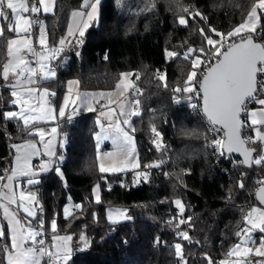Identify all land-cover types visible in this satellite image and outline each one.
<instances>
[{
	"label": "trees",
	"instance_id": "obj_1",
	"mask_svg": "<svg viewBox=\"0 0 264 264\" xmlns=\"http://www.w3.org/2000/svg\"><path fill=\"white\" fill-rule=\"evenodd\" d=\"M254 2L101 0L99 18L85 32L83 44H69L61 53L56 78L44 82L57 92L54 105L64 91L66 79L78 80L77 88L82 91L111 90L125 72L133 74L135 86L140 90L130 92V99L141 101V115L131 119L141 164L136 171L111 174L99 171L94 141L96 112L70 120L64 117L59 122V133L66 141L63 151H59L63 159L50 173L42 175L36 186L45 210V215L38 217L45 223L47 240L49 234H55L50 228L52 219L57 220L56 234L73 236L75 251L69 264H180L175 243L182 244L187 264H208L206 255L217 264L239 242L235 233L245 228L243 218L248 208L257 204L254 192L256 182L264 178V165L248 167L239 161L233 166L231 160L213 155L205 145L209 140V124L199 111L200 98L190 93H174L172 89L177 85L183 87L192 70L194 56L189 60L183 58L187 48L211 47L206 45L199 29L204 28L219 39L208 31L209 26L227 33L243 22ZM82 3L83 0H57L54 12L44 16L47 47L58 46L59 39L66 37L70 15ZM182 7L189 12H182ZM196 11L206 16L207 21L200 17L193 19ZM258 14L261 17L258 31L264 35V11L258 10ZM179 16L188 20L187 26L178 23ZM12 36L6 25L4 37L0 38V71L6 60L7 40ZM256 39L260 42L259 36ZM166 50L181 55L169 58ZM205 70L202 64L198 76ZM159 74H165L167 88L163 86L165 81L157 78ZM189 95H193L191 101L186 98ZM177 96L180 103L174 102ZM13 108L11 89L0 85V175L11 169L15 153L12 145L34 137L28 134L34 125L25 131L18 119H5L4 113ZM245 117L243 114L242 119ZM152 125L162 136L163 147L157 153L147 150L145 143L153 135ZM246 134L254 136L251 127L246 128ZM248 146L257 149L254 156L262 151L259 142ZM160 158L166 159L170 176L165 175L162 167L154 168L146 184L132 186L135 173L146 170L143 165L159 162ZM57 167L63 178L55 171ZM241 181L243 188L239 187ZM97 184L100 203L92 195ZM176 199L185 205L182 216L174 204ZM68 202L72 204L73 215L66 218L63 207ZM75 204L82 208H74ZM108 209H127L132 219L109 223ZM189 216L190 222L178 223ZM33 223L37 225L36 220ZM183 231L189 233L191 242L181 239L179 233ZM81 234L90 242L82 250L77 246ZM257 236L255 240L259 242ZM5 243L10 244V239H0V248ZM251 259L262 258L253 255ZM0 260L6 264L2 251Z\"/></svg>",
	"mask_w": 264,
	"mask_h": 264
},
{
	"label": "snow or ice",
	"instance_id": "obj_2",
	"mask_svg": "<svg viewBox=\"0 0 264 264\" xmlns=\"http://www.w3.org/2000/svg\"><path fill=\"white\" fill-rule=\"evenodd\" d=\"M56 3L57 0H0V19L8 20L9 17L6 9L10 10L12 20L15 21V27L9 22L8 31L14 32L17 37L7 40V55L9 59L3 64L0 76H2L4 81L9 80L10 74L15 77V82L10 83L8 86L12 89L11 95L17 98L13 100V103L21 105L19 113L8 111L4 113V117L6 120H22V130L25 131L28 130L30 121L34 125L38 118L26 114V111L30 113L34 112L35 109H26L25 106L28 101L23 98V94L31 97L33 93L42 91L45 96L55 97V92H50L47 88H34L31 85L55 77L56 72L54 68L44 62L49 57L38 52L33 46V39L30 32L33 24L40 26V35L36 38L39 45L41 48H45L47 45L43 25L40 24L38 19L29 18L24 14L31 13L35 17L41 11L44 14L53 13ZM100 4L101 0H83L81 8L84 10L72 12L75 26L71 23L69 24L67 37H72L73 39L68 40L67 37H61L58 42L59 46H54L51 49L53 59L56 54L64 50L66 43L70 45L75 44V46L83 44L84 41L82 38L85 36V32L99 18ZM152 7H155L154 3ZM258 10L264 11V0H255L243 22L227 33L219 32L209 26L208 31L214 33L219 39H214L204 28H200L199 32L204 36L206 45L211 47H200L199 49L193 47L187 48L183 53V58L189 60L194 56V58H191L192 70L187 74L183 87L177 85L172 89L174 93H190L202 100V112L208 124L211 126L209 131L215 133L224 132L223 138L212 139L210 145L221 156L225 155V153H240L243 156V160L240 163L248 167H252L253 164L257 166L264 165V98H262L264 97V35H260L258 31L261 19ZM181 11L188 13L189 9L182 7ZM195 17H200L201 20L207 21V17L199 11H196L192 18L194 19ZM178 23L187 26L188 20L184 16H179ZM257 36H259L260 42H257ZM2 37H4V29L0 27V38ZM237 37L239 38V42L235 40ZM25 52L31 53L39 58L36 67L29 62L24 54ZM197 52L199 55H195ZM76 55L79 56L80 53L77 52ZM180 55L177 51L166 50V56L169 58H175ZM105 59H107V56H105ZM202 64L206 66V71L198 76L197 70ZM129 75L133 74L121 73V82L117 83L116 87L120 88L123 78ZM157 78L165 81L163 86L165 88L168 87L165 74H159ZM136 79H139L138 75ZM79 83L78 80L68 82L70 86L72 84L78 85ZM20 89H22V92ZM69 91H71V87H69ZM139 91L137 89V92ZM95 95L92 93H84L82 96L77 97V99L81 101L88 111H95V108L88 103ZM100 95L103 96L104 94L101 93ZM186 98L191 101L193 95H189ZM68 102L69 98L65 96L64 105L66 106ZM174 102L180 103L181 100L177 96L174 97ZM250 103H255L261 107L249 111L248 105ZM140 104L141 101L138 98L131 100L127 108L124 104H121L118 116L124 117V119H117L115 124L110 122L105 126L99 118L97 119L96 123L100 126V131L95 133V138L98 142L97 149L100 146L99 142L109 138H112L113 143L118 146L117 152L105 154L111 161L107 167L102 157L98 154L97 159L101 160L99 164V171L101 173L125 172L141 167L139 158L136 155L137 150L134 136L130 134L136 131L132 126L131 118L141 115ZM192 107L197 108V105L192 104ZM51 111H54V109L49 110L50 113ZM115 111V109H110L108 112L101 111L100 116H107L109 121H111V113H115ZM242 113L248 117L250 123L241 118ZM59 116L61 118L65 116L64 106L59 108ZM52 118L54 119L55 117ZM68 119L70 120L71 117ZM123 126H127L129 130H125ZM246 127L252 128L254 136L244 137L242 135V131ZM51 131L55 133L56 129L53 128ZM151 132L154 137L152 143L156 146L157 151H160L163 147L161 133L155 125L151 126ZM112 133H115V135H112ZM28 134L39 136L40 141L44 143V155L49 156L50 159L41 163L40 171L48 170L49 166L54 163L51 157L56 155L55 151L50 147L51 140L44 141L45 130L43 128H34V131H28ZM205 139H207V136H205ZM157 140H160V143H157ZM257 142L260 143L262 151L254 156L257 149L247 145ZM12 147L17 151L14 160L15 166L10 170L6 169L5 175H0V181L7 180V183L0 184V209H3V218L7 221L6 228L0 227V239L5 241L10 239V244L5 243L0 248V251L4 253V260H6V264H69V261L72 259V254L75 251L71 245L73 236L71 234L54 235L52 237L53 243L51 248H46L44 246L45 240L39 238L43 234L45 223L42 218L38 217L37 212L32 207L26 206L24 203L25 201H29L30 203L35 202L37 200L36 194L21 191L18 202L16 192L12 185V182L19 175L28 177L38 176V171L34 170L31 165V157L33 155H40V151L33 142H26L23 146L14 144ZM163 163L164 161L161 160L159 162L145 164L143 167L145 169L159 168ZM55 171L63 178V173L60 168L57 167ZM149 175L150 173L148 171H137L133 183H138L140 177H143L146 181ZM165 175L168 174L165 173ZM27 182L29 185L40 183L38 179L34 178L28 179ZM258 183L264 184V181H259ZM239 187H244L242 181L239 183ZM93 193L95 195V202L100 203L99 184L93 188ZM258 195L260 203L264 204V186L258 190ZM4 201H7V203H4ZM11 204H17L18 208H22L28 217L36 220L37 227L33 228L31 226V220L27 225L23 224L18 213L10 210L8 207ZM174 204L178 209L179 215L182 216L185 212L183 201L176 199ZM73 207L81 209L82 205L75 204ZM40 211H43L42 206L40 207ZM64 214L66 218L73 215L68 207H65ZM253 214H258V216L254 217ZM131 219L132 217L127 214V209H109L108 211V220L111 223H119L122 220ZM243 219L251 227L241 228L236 231L235 235L237 237L243 235V239L240 243L233 245L229 249L227 256H235L238 258L234 264H264V259H251L253 255L264 258V238L260 239L259 245L255 248L249 246L256 244L252 235L253 229H258L260 233H264V209L252 207ZM191 220L192 217L189 216L186 219H180L178 223L185 224ZM257 220L259 223H257ZM50 228L53 233H57L58 225L56 219L50 221ZM179 236L182 240L191 242L188 232H180ZM79 240L85 248L90 246V242L84 234L80 235ZM124 242L126 243L127 241ZM173 247L180 264H187V261L184 260L182 244L175 243ZM45 258H47L46 261ZM205 258L208 264H214L211 257L206 255ZM0 264H3L2 260H0ZM219 264H229V261L221 260Z\"/></svg>",
	"mask_w": 264,
	"mask_h": 264
},
{
	"label": "crops",
	"instance_id": "obj_3",
	"mask_svg": "<svg viewBox=\"0 0 264 264\" xmlns=\"http://www.w3.org/2000/svg\"><path fill=\"white\" fill-rule=\"evenodd\" d=\"M77 10H84L82 8L80 9H77ZM75 10V11H77ZM6 12H7V15L9 17L8 20H3L1 19L0 21V27H3V29L5 28V26L7 25L8 27V24L9 22L12 23L13 27H15V21L12 20V14L10 12V10H7L6 9ZM49 14H52V13H48V14H44L43 11H41V13L37 14L35 17H33V14L31 13H25L24 15L29 17V18H34V19H38L40 21V24L43 25L44 29H45V21H44V16L45 15H49ZM73 24L75 26V21L72 17V14L70 15V18H69V21H68V24H67V28H66V35H67V32H68V27H69V24ZM30 32H31V37L33 39V45L34 44H39L38 40L36 39L39 35H40V26L37 25V24H33L32 25V28L30 29ZM13 36L11 38H17L15 36V33L12 32ZM46 35V33H45ZM67 37V36H66ZM73 39L72 37H67V39ZM10 39V38H9ZM45 48H43V52H44ZM27 52H25L24 54L26 55ZM43 54V53H42ZM9 57L8 55H6V60H5V63L8 61ZM39 59V58H38ZM38 61V60H37ZM30 62V61H29ZM34 67L37 66V62L34 63V62H30ZM57 63V62H56ZM55 63V65H56ZM2 71V70H1ZM56 76H57V71H56ZM56 77H53L49 80H53L55 79ZM49 80H44V81H39L37 84H34V85H31V87H34V88H47L49 89V91L51 90V88H49L47 85L44 84V82L46 81H49ZM15 82V77L12 76L10 74V77H9V80L8 81H4L2 76H0V85L2 86H6L9 88V84L10 83H14ZM11 89V88H10ZM12 91V89H11ZM20 91L22 92V89H20ZM40 94L41 92H36V93H33L31 97L27 96L26 94H23V98L26 99L28 101L27 105L25 106L26 109H30V108H34L35 111L34 112H30L28 113L26 111V114H29V115H33V116H36L38 119H37V122L34 124L35 128H43L45 130V136H44V141L47 142L49 140H51V145L50 147L52 148V150L55 151L56 155L54 157H51V159L54 161L53 164H51L49 166V169L46 170V171H40V165L43 161H48L50 159L49 156L47 155H44V143H42L40 141V137L39 136H36L34 135L33 138L29 139V140H26L24 142H21V143H18V144H15V145H25L26 142H33L36 144V147L39 149L40 151V155H33L31 157V165L33 166L34 170L38 171V176L36 177H28V176H23V175H19L15 178V180L12 182V185H13V188H14V191L16 192V195H17V199L19 198V193L21 191L25 192V193H28V192H33L36 194L37 196V200L35 202H29V201H25V205L26 206H29V207H32L34 211L37 212L38 214V209H39V203L41 202L39 199H38V191H37V185L39 184H33V185H29L28 184V179L30 178H34V179H38L40 181V177L42 175H45V174H48L51 172L52 169H54V166H56L59 162L57 161L56 157L58 156L59 154V144H60V141L62 139V136L60 135L59 133V122L61 120L60 116L58 115L59 113V108L62 106V98L58 99V103L56 105L54 104H50L49 101H48V96L46 97L47 100L45 99V95H44V100H41L40 99ZM17 99L16 97H13V100ZM14 105V108L11 110V111H14V112H17L19 113L20 110H21V105L20 104H15L13 103ZM261 107L260 105H255V106H252L249 108V111H252V110H255L257 108ZM50 109H54V114H55V118L53 119L52 118V111L51 113L49 112ZM73 118V117H71ZM19 120V119H18ZM54 120V121H52ZM22 124H23V121L22 120H19ZM245 121L249 122L248 121V117L246 116L245 117ZM30 125H33V123L30 121L29 123V126ZM55 128L56 129V132L53 133L51 130ZM34 131V129L32 130ZM17 154V151L15 149V153H14V156H13V160H12V165H11V168L15 166L14 164V160H15V155ZM62 159H63V155H62ZM10 174V172H9ZM3 183H7V180H4V181H0V184H3ZM7 191V190H5ZM18 202H19V199H18ZM4 203H7V201H4ZM8 207L10 208V210L12 211H15L18 213L19 215V218H21L22 220V223L27 225V223L31 220L32 221V224L31 226L33 227H37L36 224H34V220L31 218V217H28L27 214L23 211L22 208H18L17 204H11V205H8ZM39 215V214H38ZM7 226V222L6 220L3 218V209H0V227H6ZM54 235H69V234H51L49 235V240H47V245H46V248H49L52 246V237ZM74 240L71 241V245L73 247V244H74ZM252 247L255 248L254 245H250Z\"/></svg>",
	"mask_w": 264,
	"mask_h": 264
},
{
	"label": "rangeland",
	"instance_id": "obj_4",
	"mask_svg": "<svg viewBox=\"0 0 264 264\" xmlns=\"http://www.w3.org/2000/svg\"><path fill=\"white\" fill-rule=\"evenodd\" d=\"M68 40H72V39L70 38ZM68 46H69V44L66 43L64 45V49L67 48ZM51 49H52L51 47H47V46L45 47V50H44L43 54H45L47 57H49V59L46 60V61H44V62L45 63H48L52 68H54V70L56 72L57 71V66L55 65V63L57 61H59V57L61 56V53L64 50L62 52L56 54L55 55V58L53 59L52 58L53 57V52L51 51ZM72 80H74V79H66L65 80L64 91L62 92V94L60 96V98H62V100H61L62 101V106L65 107V116L64 117H67V118H69V117H76V116H78L80 114H83V113L96 112L97 119L99 118L101 120V123L104 124L105 126H107L110 122L113 123V124H115V122H116L117 119H120V120H123L124 119V117H119L118 116V113L120 111V105L121 104H124L125 107L127 108V106L130 104L131 100H133V99H130V95L131 94H134V91H132L131 94L129 92L133 88V85L135 86L134 78L132 77V75H129L127 77H124L123 78V82L121 83L120 88H117L116 87L117 83H120L121 82V74H120L117 83L115 84V86L111 90L82 91V90H79L77 88V84H72L71 86L68 84V82L69 81H72ZM69 87H71V91H69ZM40 89H43V88H40ZM84 93L96 94L95 96L92 97V99H90L88 101V103L91 104L93 108H95V111H88L87 108L81 103V101L79 99H77V97L82 96ZM101 93H103L104 95L101 96L100 95ZM65 96H68V98H69V102H68V104L66 106L64 105V97ZM46 97L47 96H45V99L47 100ZM40 99L41 100H44V94L42 93V91H41V94H40ZM73 101H75V103H73ZM97 101H99V103L102 102L103 103L102 104L103 107H99V103H97ZM110 109H115L116 110L115 113H111V121H109V119L107 118V116H105V117H101L100 116V112L101 111L108 112ZM58 115H59V113H58ZM52 117H55V114H54L53 111H52ZM63 118H61V119H63ZM132 118H134V117H132ZM97 119H96V121H97ZM52 121H54V120H52ZM123 127H125V130H129L127 128V126H123ZM99 131H100V126L97 125V123H96V132L95 133H97ZM130 134L134 136L133 133H130ZM112 135H115V133H112ZM94 141H95V145H96L97 156L99 154L102 157L103 162L105 163V166L107 167L111 163V161L105 156V154L106 153H114V152H117L118 146H117V144L113 143V139L112 138H109L107 140H102L101 142H99V145L100 146H99V149H97V143L98 142H97V140L95 138V135H94ZM134 142H135V147H136V150H137L135 137H134ZM65 145H66V141L64 139H61L60 144H59V146H60L59 149L61 151H63ZM136 155H137V151H136ZM61 158H62V154H58V156L56 157V159H57L58 162H60L62 160ZM100 163H101V160H98V166H99ZM136 170L137 169H131V170H127V171H136ZM117 173H120V172H117ZM104 174H111V173L109 172V173H104ZM95 186H93V188ZM93 188H92V195H93V199L95 200V195L93 193ZM65 207H68L71 210L72 204L68 202L63 207V215L64 216H65V214H64ZM252 207H258V208L264 209V207H261L258 204H252L248 208L246 214L248 213V211H250V209ZM108 211H109V209L106 211L107 221L109 223H111L108 220ZM253 215H254V217L255 216H258V214H253ZM114 219H115V217H114ZM122 221H125V220H122ZM257 223H259L258 220H257ZM250 227H251V225L245 223V228H250ZM33 228H35V227L33 226ZM45 231H46V228H44L42 236L44 235ZM47 231H48V229H47ZM255 234L258 235L257 237L259 238V241H260L261 238H264V233H260L258 229H253L252 230V235H253V238L254 239H256ZM49 235H51V234H49ZM242 239H243V235L240 237L238 243H240ZM79 241L77 242V246L79 248H81V249L85 248L83 246V244H82L81 241H80L81 242V245L79 246V244H78ZM258 245H259V242L257 241L254 246L256 247ZM49 248H51V247H49ZM226 257H224L221 260L229 261V264H234V262L238 259L235 256L229 257V256L226 255ZM262 259H264V258H262ZM221 260H219L217 264H219V262Z\"/></svg>",
	"mask_w": 264,
	"mask_h": 264
},
{
	"label": "built area",
	"instance_id": "obj_5",
	"mask_svg": "<svg viewBox=\"0 0 264 264\" xmlns=\"http://www.w3.org/2000/svg\"><path fill=\"white\" fill-rule=\"evenodd\" d=\"M36 49H37V51L38 52H41V53H43V48H41V46L39 45V44H34L33 45ZM26 57H27V59L30 61V62H34V63H36L37 62V60H38V57L37 56H34V55H32L31 53H26ZM136 89H137V87L136 86H134L132 89H131V91H129V92H132V91H134V92H136ZM50 92H55V93H57L56 92V90H54V89H51L50 90ZM55 97H56V95H55ZM55 97H51V96H48V100H49V103L50 104H54L55 103ZM102 102H100L99 103V107H102ZM255 105H257V104H255V103H250L249 105H248V108H250V107H252V106H255ZM208 123V122H207ZM211 126L209 125V128H210ZM218 127V126H217ZM247 128V127H246ZM246 128H244L243 129V131H242V135L244 136V137H247V134H246ZM209 140L206 142V147L211 151V153L213 154V155H215L217 158H225L227 161H229V160H231V163H232V165L233 166H235L240 160L239 159H237V158H234V157H231V156H228V155H223V156H221L218 152H217V150L213 147V146H211L210 145V141L212 140V139H214V138H223L224 136H223V132L221 131V132H219V133H215V132H210L209 131ZM153 135L150 137V138H147L146 139V148H147V150H151V151H154L155 153H157L158 151H157V148H156V146L152 143V140H153ZM157 143H160V140H157ZM161 160H163L164 161V163L162 164V168L164 169V171H165V173H167L168 175H166L167 177L168 176H170V171L168 170V168L166 167V159H162V158H160V160L159 161H161ZM152 169H154V168H152ZM152 169H146V170H144V171H148L149 173H151V170ZM149 177H150V175H149ZM149 177H148V179L145 181L144 180V178L143 177H140V179H139V182L138 183H133V181H134V178H133V181H132V186H134V187H137V186H139V185H142V184H146L147 182H148V180H149ZM259 181H264V178L263 179H260V180H258L257 182H256V187L258 188V187H260V186H262V185H264V184H261V183H258ZM42 206V209H43V211H40V207ZM38 214L41 216V217H43L44 215H45V210H44V208H43V205H42V202H40L39 203V209H38ZM39 238H42V239H44L45 240V247H46V245H47V235H46V233H44V235L43 236H41V237H39ZM226 257V256H225ZM227 258V257H226ZM47 260V258H45V261Z\"/></svg>",
	"mask_w": 264,
	"mask_h": 264
},
{
	"label": "water",
	"instance_id": "obj_6",
	"mask_svg": "<svg viewBox=\"0 0 264 264\" xmlns=\"http://www.w3.org/2000/svg\"><path fill=\"white\" fill-rule=\"evenodd\" d=\"M236 42H239V40H237ZM206 71V70H205ZM202 95V94H201ZM202 100L200 99V103H199V108H200V112H201V114H202V116H203V118L206 120V118H205V116H204V114H203V112H202ZM242 116H243V113L241 114V118H242ZM207 121V120H206ZM219 127V126H218ZM223 132V131H222ZM223 136H224V132H223ZM248 146V145H247ZM226 155H228V156H231V157H234V158H237V159H239L240 161H242L243 160V156L240 154V153H238V152H234V153H231V154H228V153H225ZM262 186H264V185H262ZM262 186H260V187H258L257 189H256V191L254 192V198H255V201L257 202V204L259 205V206H261V207H264V204H261L260 203V199H259V195H258V190L262 187Z\"/></svg>",
	"mask_w": 264,
	"mask_h": 264
}]
</instances>
